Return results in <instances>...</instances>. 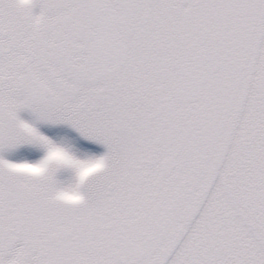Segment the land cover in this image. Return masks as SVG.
<instances>
[{
  "label": "snow or ice",
  "instance_id": "6c2138e0",
  "mask_svg": "<svg viewBox=\"0 0 264 264\" xmlns=\"http://www.w3.org/2000/svg\"><path fill=\"white\" fill-rule=\"evenodd\" d=\"M0 264H264V0H0Z\"/></svg>",
  "mask_w": 264,
  "mask_h": 264
}]
</instances>
